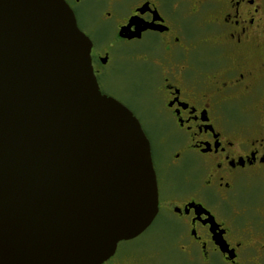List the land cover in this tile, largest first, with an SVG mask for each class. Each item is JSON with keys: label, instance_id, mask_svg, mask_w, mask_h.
I'll list each match as a JSON object with an SVG mask.
<instances>
[{"label": "flooded vegetation", "instance_id": "1", "mask_svg": "<svg viewBox=\"0 0 264 264\" xmlns=\"http://www.w3.org/2000/svg\"><path fill=\"white\" fill-rule=\"evenodd\" d=\"M65 1L92 42L101 93L143 129L108 72L127 58L147 63L149 121L160 134L162 172L148 138L158 213L104 264H264V190L249 192L264 185V129L235 124L226 109L264 83V0ZM123 45L131 52H120ZM180 168L177 179L171 171ZM150 233L152 245L144 239Z\"/></svg>", "mask_w": 264, "mask_h": 264}, {"label": "water", "instance_id": "2", "mask_svg": "<svg viewBox=\"0 0 264 264\" xmlns=\"http://www.w3.org/2000/svg\"><path fill=\"white\" fill-rule=\"evenodd\" d=\"M91 49L65 0H0V264H104L158 213L150 141Z\"/></svg>", "mask_w": 264, "mask_h": 264}, {"label": "rangeland", "instance_id": "3", "mask_svg": "<svg viewBox=\"0 0 264 264\" xmlns=\"http://www.w3.org/2000/svg\"><path fill=\"white\" fill-rule=\"evenodd\" d=\"M150 44V41H145L140 43V48L145 49ZM120 52L129 53L132 50L131 45H123L119 48ZM260 58L264 59V45L260 50ZM205 54H208L206 52ZM203 54H198L197 59ZM258 58V57H257ZM203 66H211L213 63L209 60L200 61ZM147 63L139 59L127 58L122 61H117L116 64L110 68L109 72L111 75L110 80H113L117 85H119L122 90L125 101L135 111L143 123L144 131L148 138L151 139L154 150L156 154L154 155L156 166L162 172L164 170L162 164V148L159 146V137L157 131H155V125L149 121V117L154 115L152 105L147 101L149 94V87L145 85L141 76H143L144 70ZM229 115L233 119L235 124H248L247 126L253 127L255 130L264 129V83L256 86L254 90L241 99L226 106ZM158 126V125H157ZM184 168H180L179 171L172 170L173 176L179 179L182 175ZM264 190V185H254L249 189L251 194H256ZM144 239L149 242V245L154 243L156 236L153 234H148L144 236ZM131 244H134L131 243ZM142 244L141 241L137 245ZM156 247V246H154ZM151 247V248H154Z\"/></svg>", "mask_w": 264, "mask_h": 264}]
</instances>
